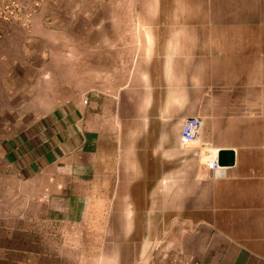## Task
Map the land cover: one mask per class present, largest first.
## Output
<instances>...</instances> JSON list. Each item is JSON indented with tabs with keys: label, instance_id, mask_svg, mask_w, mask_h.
<instances>
[{
	"label": "crops",
	"instance_id": "0c3cea01",
	"mask_svg": "<svg viewBox=\"0 0 264 264\" xmlns=\"http://www.w3.org/2000/svg\"><path fill=\"white\" fill-rule=\"evenodd\" d=\"M211 4L51 0L2 21L0 264H264V185L241 169L264 151L246 136L264 134V20Z\"/></svg>",
	"mask_w": 264,
	"mask_h": 264
},
{
	"label": "rangeland",
	"instance_id": "374dc122",
	"mask_svg": "<svg viewBox=\"0 0 264 264\" xmlns=\"http://www.w3.org/2000/svg\"><path fill=\"white\" fill-rule=\"evenodd\" d=\"M15 1L18 2L19 0H0V24H3L4 20H13L16 15H26V14H33L38 12V8L40 6H44L51 0H28L29 3H32L29 6H19L15 4ZM174 5L173 8L180 10V5L183 3L185 4V8L189 10V12H194L196 9V5L200 7L204 2H212L211 4L213 7L221 5L222 12L228 9L231 13H247L252 14L254 20H264V0H169ZM209 8L211 12H213V7ZM66 13H68L69 7H63ZM202 7H200L201 9ZM6 18V19H5ZM260 33L257 34L259 37ZM255 44H264V38L261 41L258 39L254 41ZM258 57L261 56L260 54L257 55ZM254 76V101H253V121L252 126L253 130L260 129V120L261 118H256V115L261 112V104L259 102V94H260V84L259 81L261 79L262 70L260 68L253 70ZM257 126V127H256ZM247 137L250 136L252 138L250 144L254 147H259L260 143L264 142V134L253 132L250 135H246ZM253 155L250 156L248 159L252 161L250 165H243L241 167L242 172L246 173L252 179V186L254 189H260L261 185H264V151L255 148L253 150ZM248 161V162H249ZM261 180H263L261 184ZM252 232L256 233H264V230H254ZM158 251L163 250L161 246H156Z\"/></svg>",
	"mask_w": 264,
	"mask_h": 264
},
{
	"label": "built area",
	"instance_id": "2783aa9c",
	"mask_svg": "<svg viewBox=\"0 0 264 264\" xmlns=\"http://www.w3.org/2000/svg\"><path fill=\"white\" fill-rule=\"evenodd\" d=\"M201 121L197 118H189L182 124L179 143L182 147H189L197 142L200 131H201ZM206 167L208 170L216 174L217 170L220 168L217 165V158L213 157L206 161ZM217 175V174H216Z\"/></svg>",
	"mask_w": 264,
	"mask_h": 264
},
{
	"label": "water",
	"instance_id": "95a60500",
	"mask_svg": "<svg viewBox=\"0 0 264 264\" xmlns=\"http://www.w3.org/2000/svg\"><path fill=\"white\" fill-rule=\"evenodd\" d=\"M235 164V152L232 149H223L217 153V165L220 168H230Z\"/></svg>",
	"mask_w": 264,
	"mask_h": 264
},
{
	"label": "bare ground",
	"instance_id": "6f19581e",
	"mask_svg": "<svg viewBox=\"0 0 264 264\" xmlns=\"http://www.w3.org/2000/svg\"><path fill=\"white\" fill-rule=\"evenodd\" d=\"M221 170H222V168H219V169L217 170L216 174H217V173H220Z\"/></svg>",
	"mask_w": 264,
	"mask_h": 264
}]
</instances>
